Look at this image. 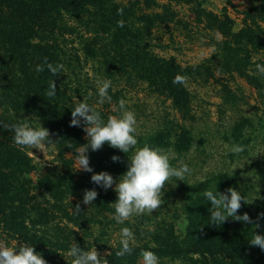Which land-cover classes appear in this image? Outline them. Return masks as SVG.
<instances>
[{"label": "trees", "instance_id": "1", "mask_svg": "<svg viewBox=\"0 0 264 264\" xmlns=\"http://www.w3.org/2000/svg\"><path fill=\"white\" fill-rule=\"evenodd\" d=\"M171 1L193 4L197 22H204L221 36L219 43L227 55L221 72H235L251 84L264 81V75L255 76V69L247 71L246 67L251 52L264 53V27L259 24H264V0L257 7L256 19L237 33L231 31L227 15L206 11L191 0H170L168 4L156 0H0V240L12 247L33 245L48 264H71L67 252L73 243L86 250L99 241L101 234L94 235L91 227L101 221L93 217L91 209L114 217L111 204L117 194L92 183L93 173L74 168L72 157L88 141L83 123L70 126L71 110L76 103L86 101L106 121L110 115H118L113 109L124 99V89L137 81L187 114L190 94L184 84L173 83L174 77L183 76L185 71L171 58L152 51L153 28L177 22ZM121 8L123 15L118 14ZM44 58L53 65L63 64V72L57 76L47 70L37 72ZM103 79L112 81L111 104L98 103L96 82ZM52 81L57 95L50 98L46 92ZM261 89L264 91V85ZM33 121L49 129L57 153L56 165L36 182L29 177L34 170L31 158L5 127ZM168 140L165 129L149 139L155 145L168 144ZM187 140V132L180 129L173 148L185 150ZM86 154L94 173L106 171L118 177L126 172L127 156L131 155L107 143ZM113 156L119 161L114 162ZM209 184H197L194 192L186 189L195 197L186 207L185 237L177 241L170 232L159 239L153 252L180 264H264V251L249 244L254 231L264 235V217L257 220L264 213V202L238 212H247L258 228L236 221L231 224L230 218L221 226H211V204L203 195ZM230 184L229 178L219 176L214 186ZM93 188L98 197L91 206L83 204L84 190ZM77 203L81 212L74 214ZM133 248L132 255L124 258L115 255L120 244L108 249L109 264H138L141 251L149 250L145 244H134Z\"/></svg>", "mask_w": 264, "mask_h": 264}, {"label": "rangeland", "instance_id": "2", "mask_svg": "<svg viewBox=\"0 0 264 264\" xmlns=\"http://www.w3.org/2000/svg\"><path fill=\"white\" fill-rule=\"evenodd\" d=\"M156 1L160 4L170 2ZM191 1L216 15H227L232 21L233 33L239 32L251 19H256L257 7L261 3V0ZM171 7L177 22L153 28L151 43L155 47L152 51L157 56L171 58L185 71L184 86L190 94L187 114L173 108L169 99L151 92L144 83L132 81L123 94L127 108L136 114L137 138L140 137L138 146L148 144L174 152L178 159L172 160V164L177 166L179 160H183L192 169V174L184 182L173 178L164 188L165 203L151 215L137 216L118 224L115 220L112 222V215L91 209L93 217L101 221L91 227L94 235L101 234L99 241L94 243L101 255L120 244L122 227L133 230L136 237L134 244H145L151 251L158 246L159 239H164L170 232L177 241L182 240L188 224L186 207L195 197L193 187L201 182H210L208 190L217 189L221 193L230 187L236 189L244 197L240 210H252L264 202V91L261 89L264 81L260 79L259 85L251 84L235 72H221L227 57L219 43L221 36L205 26L204 22H197L193 4L171 1ZM259 24L264 27L263 23ZM246 65L247 71L255 69L254 74L258 76L257 66H264V53L251 52ZM30 125L34 128L40 126L36 121ZM164 129L169 136L168 144L155 145L149 141L157 131ZM180 129L187 132L188 140L185 150L177 151L173 144ZM83 134L86 137V133ZM233 145H243L245 151L233 154ZM21 149L34 165L29 174L33 182L57 163L54 144L45 154L35 149ZM72 159L78 171L76 156ZM219 176L229 178L231 184L215 188ZM113 177L118 180L120 176ZM188 188H193V192L187 191ZM230 223L235 221L231 219ZM193 258L201 262L199 256L194 255ZM180 263L160 257V264ZM138 264H141V257Z\"/></svg>", "mask_w": 264, "mask_h": 264}, {"label": "clouds", "instance_id": "3", "mask_svg": "<svg viewBox=\"0 0 264 264\" xmlns=\"http://www.w3.org/2000/svg\"><path fill=\"white\" fill-rule=\"evenodd\" d=\"M118 14L123 15V9H118ZM123 27V23H120ZM259 72L264 75V66H257ZM64 65L49 63L47 58L44 62L37 65V72L49 71L53 76L63 72ZM98 103L105 102L111 104L112 96L109 89L112 86L110 79L97 80ZM174 84H185L186 77L177 74L173 79ZM48 97L57 95L55 81H52L46 92ZM118 115H110L105 121L101 113L89 105L86 101L75 104L71 110L70 126L80 127L83 123V131L86 133L87 144L81 145L77 150L76 161L78 171L93 173L91 182L98 185L105 191L113 189L117 194V199L111 205L114 208V220L118 224H124L137 216L145 214L151 215L160 209L165 203L164 188L175 178L176 181H185L186 177L192 174V169L183 160H179L178 165L174 166L172 160L178 159L176 154L170 150L159 147H152L144 144L138 146L136 114L127 108V102L121 98L118 107L113 109ZM7 131L13 133L14 143L20 148L39 150L43 154L53 145L50 139L49 129L40 125L34 128L28 122L17 123L5 126ZM111 148L118 149L124 154L131 153L127 160V170L119 178L114 177L106 171L94 173L90 167L89 157L86 154L89 149L92 151L100 150L104 144ZM245 151L243 145H233L231 152L239 155ZM118 156H113L112 160L119 161ZM115 187L113 188V186ZM203 195L210 202L208 209L210 215L209 223L211 226L222 225L229 218L236 222L252 224L255 228L260 225L254 223L249 214H238L244 203V197L234 188H228L226 192L205 190ZM98 197L96 189H85L82 203L92 205ZM74 214L81 212L80 204L77 203L73 208ZM264 217L260 213L259 220ZM135 233L129 227H122L120 230V249L115 253L116 257L124 258L132 255L135 243ZM249 244L259 247L264 251V235L254 231L253 238ZM72 258L71 264H109L106 256L111 253H101L93 246L90 249H82L79 244L73 243L67 252ZM141 264H160L159 256L151 250H142L140 253ZM0 264H48L42 253L37 252L33 245L19 243L16 247L9 246L5 241L0 240Z\"/></svg>", "mask_w": 264, "mask_h": 264}]
</instances>
